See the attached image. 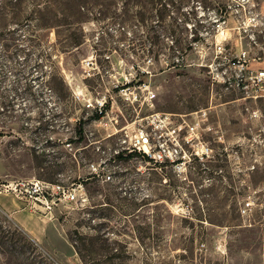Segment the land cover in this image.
<instances>
[{
	"label": "rangeland",
	"instance_id": "1",
	"mask_svg": "<svg viewBox=\"0 0 264 264\" xmlns=\"http://www.w3.org/2000/svg\"><path fill=\"white\" fill-rule=\"evenodd\" d=\"M241 49L264 57V0H0V181L82 186L78 202L54 193L51 214L1 193L0 264H264V98L214 81L210 67ZM134 78L150 82L153 110L119 96ZM104 98L95 122L87 104ZM201 109L212 162L178 176L114 157L118 138L146 125L132 122Z\"/></svg>",
	"mask_w": 264,
	"mask_h": 264
},
{
	"label": "built area",
	"instance_id": "2",
	"mask_svg": "<svg viewBox=\"0 0 264 264\" xmlns=\"http://www.w3.org/2000/svg\"><path fill=\"white\" fill-rule=\"evenodd\" d=\"M217 30L220 31L225 19L217 20ZM219 53H222L223 46H217ZM264 57L252 58L247 50L241 49L236 55L231 66L223 67L220 64H213L211 67L214 81H221L224 85L234 86L247 93L249 98H264V67L253 65L262 64ZM148 73L147 71H143ZM138 77V76H137ZM140 79L139 81H137ZM128 80L117 90L119 96L129 105H146L149 109L155 108L156 94L150 90L149 84L141 78ZM109 101L104 99L96 100V103L87 104V108H92V116L100 114L101 118L93 120L101 122L106 116L108 109L106 106ZM169 114L152 112L142 117L137 122L146 121V125H135L131 133L125 132L124 137H119L120 144L114 150V154L119 152L131 153L137 152L146 155L154 164L166 165L178 176L185 175L193 162L206 165L213 161L215 152L209 140L205 138L208 132L213 131V127L209 123V109H201L187 115H180L177 120H173ZM124 126L116 132L108 134L107 137H115L118 131L127 129ZM220 139V137H217ZM68 145H71L68 143ZM94 145V143L88 146ZM149 162V163H151ZM104 164V163H103ZM102 164L92 163L89 168L90 174L99 176L105 174V168L100 167ZM110 181L112 176L109 174L104 178ZM7 183V184H5ZM75 187L72 192L65 191L63 184L58 182H49L45 180H29L22 179L14 182L0 181V194L11 192L20 199H30L37 201L46 210V213H52L55 205L54 193L59 196V200L66 198L69 202H78V189L81 185L71 184ZM83 199V198H82ZM251 202L241 208L242 215H246L251 209Z\"/></svg>",
	"mask_w": 264,
	"mask_h": 264
},
{
	"label": "trees",
	"instance_id": "3",
	"mask_svg": "<svg viewBox=\"0 0 264 264\" xmlns=\"http://www.w3.org/2000/svg\"><path fill=\"white\" fill-rule=\"evenodd\" d=\"M143 74V73H142ZM146 73H144L143 75H145ZM109 108V104L106 106V110ZM101 118V115L100 114H94L91 118V120H98ZM84 121H81L79 124H78V129L76 131V136H77V139L76 141H79V142H82L83 140H85V129H84ZM71 142V141H70ZM68 142V143H70ZM71 144V143H70ZM142 157L146 162H151L149 160V158L144 155V154H140V153H137V152H131V153H125V152H119L118 154H114V157L115 158H118V159H124V158H128V157ZM152 163V162H151ZM94 176V175H93ZM82 259L84 260L81 252H79Z\"/></svg>",
	"mask_w": 264,
	"mask_h": 264
},
{
	"label": "crops",
	"instance_id": "4",
	"mask_svg": "<svg viewBox=\"0 0 264 264\" xmlns=\"http://www.w3.org/2000/svg\"><path fill=\"white\" fill-rule=\"evenodd\" d=\"M3 202H4V201H3ZM5 202H7V201L5 200ZM5 202H4V203H5ZM3 207H5L6 210H8V211L13 212V214H18L19 212H21L20 209H19V208H21L20 204L16 203L15 201H9L8 203L3 204ZM20 216H21V217H24L23 214H21ZM20 216H18V218L21 219ZM20 219H18L17 222L20 223L21 225H23V224L21 223L22 220H20Z\"/></svg>",
	"mask_w": 264,
	"mask_h": 264
}]
</instances>
